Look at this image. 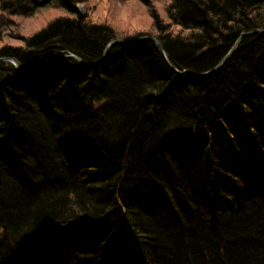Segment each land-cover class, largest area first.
Returning a JSON list of instances; mask_svg holds the SVG:
<instances>
[{"label":"trees","instance_id":"trees-1","mask_svg":"<svg viewBox=\"0 0 264 264\" xmlns=\"http://www.w3.org/2000/svg\"><path fill=\"white\" fill-rule=\"evenodd\" d=\"M89 1L0 0V37L51 2L75 15L0 56L99 60L119 35ZM141 1L179 70L264 28V0H169V23ZM168 60L141 40L0 62V264H264V32L212 74Z\"/></svg>","mask_w":264,"mask_h":264},{"label":"rangeland","instance_id":"rangeland-1","mask_svg":"<svg viewBox=\"0 0 264 264\" xmlns=\"http://www.w3.org/2000/svg\"><path fill=\"white\" fill-rule=\"evenodd\" d=\"M153 2L162 20L169 23L171 19L166 10L169 0H153ZM76 6L80 13L90 21L112 27L118 33L119 38L140 32H150L153 35L159 31L149 7L141 0H90L87 3L80 2ZM66 16L75 15L66 8L51 2L37 8L31 15L11 17L13 24L4 28L0 37V45H2L0 50L7 46L25 48L27 38L44 29L53 20ZM171 29L176 32L181 30V27L176 25L171 26Z\"/></svg>","mask_w":264,"mask_h":264},{"label":"water","instance_id":"water-1","mask_svg":"<svg viewBox=\"0 0 264 264\" xmlns=\"http://www.w3.org/2000/svg\"><path fill=\"white\" fill-rule=\"evenodd\" d=\"M255 32H264V29H257L255 31H250V32H242L241 33V36L238 38V40L235 42L234 46L230 49V51L224 56V58L221 60V62L215 66L214 68L208 70V71H205V72H202V73H198V72H195V71H192V70H189V69H185V70H179L177 69L176 67H174L170 61L168 60V57H167V53H166V50L164 49V47L161 45V43L159 42V40L157 38H155L152 34H145V35H142V36H139L137 38H133V39H129V38H116L114 40H112L111 42L108 43V45L106 46V48L104 49V52H103V56L99 59V60H96V61H92L91 63H86L83 61V59L75 54H60V53H53V54H50L44 58H42L41 60L37 61V62H34L32 63L28 68H25L21 61L19 59H17L16 57H0V61L2 60H8V61H12L13 63H15V65H17L18 69L20 72L22 73H25V72H28L30 71L32 68L50 60V59H53V58H58V57H62V58H75L77 60H79L80 62H82L84 65H96V64H99L103 61L106 60L110 50L112 49V47L116 44H133V43H136L138 41H141V40H152L157 48L159 49L160 53L168 60V63L169 65L176 71L178 72L179 74H185L187 72H193L194 74H197V75H208V74H212L214 73L219 67L222 66V64L230 57V55L232 54V52L234 51V49L236 48V46L238 45V43L240 42V40L242 39V37L244 36H247V35H250V34H253Z\"/></svg>","mask_w":264,"mask_h":264},{"label":"bare ground","instance_id":"bare-ground-1","mask_svg":"<svg viewBox=\"0 0 264 264\" xmlns=\"http://www.w3.org/2000/svg\"><path fill=\"white\" fill-rule=\"evenodd\" d=\"M260 29H264V28H260ZM237 40H238V39H237ZM110 42H111V41H110ZM107 45H108V44H107ZM107 45H106V46H107ZM233 46H234V45H233ZM105 48H106V47H105ZM55 53H59V52H55ZM52 54H53V53H52ZM68 54H70V53H68ZM71 54H74V53H71ZM75 55H76V54H75ZM47 56H48V55H47ZM77 56H78V55H77ZM0 57H16V56H12V55H1ZM45 57H46V56H45ZM167 57H168V56H167ZM16 58L18 59V57H16ZM43 58H44V57H43ZM223 58H224V57H223ZM223 58H222V59H223ZM222 59H221V60H222ZM40 60H41V59H40ZM50 60H52V59H50ZM83 61L86 62V63H91V62H92V61H91V62H87V61H85L84 59H83ZM95 61H96V60H95ZM0 62H2V61H0ZM220 62H221V61H220ZM220 62H219V63H220ZM81 63H82V62H81ZM14 64H15V63H14ZM82 64H83V63H82ZM223 64H224V63H223ZM223 64H222V65H223ZM30 65H31V64H30ZM30 65H29V66H30ZM83 65H84V64H83ZM94 65H95V64H94ZM15 66L17 67V65H15ZM29 66H28V67H29ZM84 66H91V65H84ZM28 67H27V68H28ZM17 68H18V67H17ZM25 68H26V67H25ZM34 68H35V67H34ZM32 69H33V68H32ZM32 69H31V70H32ZM218 69H220V67H219ZM218 69H217V70H218ZM18 70H19V69H18ZM184 70H185V69H184ZM189 70H190V69H189ZM217 70H216V71H217ZM28 72H29V71H28ZM21 73H22V72H21ZM25 73H27V72H25ZM187 73H188V72H187ZM198 73H199V72H198Z\"/></svg>","mask_w":264,"mask_h":264},{"label":"snow or ice","instance_id":"snow-or-ice-1","mask_svg":"<svg viewBox=\"0 0 264 264\" xmlns=\"http://www.w3.org/2000/svg\"><path fill=\"white\" fill-rule=\"evenodd\" d=\"M0 46H2V45H0Z\"/></svg>","mask_w":264,"mask_h":264}]
</instances>
